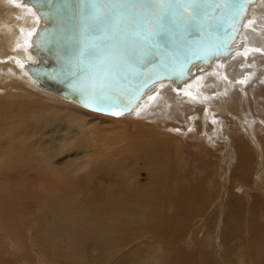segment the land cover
Wrapping results in <instances>:
<instances>
[{"label":"bare ground","instance_id":"1","mask_svg":"<svg viewBox=\"0 0 264 264\" xmlns=\"http://www.w3.org/2000/svg\"><path fill=\"white\" fill-rule=\"evenodd\" d=\"M38 26L37 14L25 5L24 0H0V78L3 75L12 82L43 92L52 103L36 104V107L21 104L27 117H3L0 111V264H167L170 252L165 248L169 245L165 244L169 243L167 232L174 221V212L180 210L181 214H186V206L192 202L182 196L167 199L166 178L161 176L170 172L166 170L169 151L163 148L173 145L172 140L188 139L185 137L189 132H196V127L201 130L205 127L202 134L197 129L198 137L212 138L220 132L218 126L227 124L224 118L233 116L240 118L239 132L259 143L261 139L264 141V100L261 99L264 91L259 86L262 83L258 81L259 74H255L257 60L264 56V0H256L249 6L235 48L228 57L223 61L214 60L207 68L192 66L188 79L179 87L168 81L158 82L132 111L123 115L85 109L46 89L28 74L26 66L37 61L30 47ZM261 64L259 62V67ZM167 97L178 103L176 108L169 109V105L164 104ZM59 101L70 106L59 108L56 105ZM215 113H221L220 119L216 118L217 123L207 121V117L211 118ZM186 115L190 121L186 120ZM149 118V123L135 121ZM198 120L201 126H197ZM107 121L149 124L150 130H146L150 134L144 130L143 134L137 135V142L140 139L142 142L136 145L124 127L104 128ZM260 130L263 132L258 135ZM176 147L183 149L182 143ZM72 150H82L84 155L67 161L64 158L63 165H55L56 159ZM137 150L151 155L147 172L153 179L141 187L137 168L133 166L140 153H136ZM257 152L260 158L261 153ZM245 154L244 150L238 152L241 162L238 165L247 163ZM10 179L13 182L9 185ZM104 179L109 181L106 185ZM189 182L191 186L193 183ZM26 183L35 191L30 192L28 198L32 211L24 215L22 196H28V189L21 184ZM15 185L18 191L12 189ZM239 186L237 188L242 190ZM167 202L170 209L167 218H163L162 209H166L163 205ZM19 212L24 220L15 230L12 219ZM29 224L36 225V230ZM149 237L163 240L147 243ZM141 240L144 243H140ZM262 243L250 244L252 255L242 246L233 255L231 263L264 264V254L262 260L257 259ZM142 245L151 247L146 250L141 248ZM7 248L12 252H6ZM125 248L130 253L119 255ZM6 254L10 256L6 257ZM185 256L182 264H215L200 254L192 260Z\"/></svg>","mask_w":264,"mask_h":264},{"label":"water","instance_id":"2","mask_svg":"<svg viewBox=\"0 0 264 264\" xmlns=\"http://www.w3.org/2000/svg\"><path fill=\"white\" fill-rule=\"evenodd\" d=\"M255 1L197 0L220 6L193 17L190 5L176 7L187 0H158L155 6L153 0H103L108 7L100 0H39V11L37 0H24L39 19L30 47L37 61L26 70L85 109L123 115L158 82L179 87L192 66L207 68L228 57ZM86 6L95 14L85 15ZM152 32L162 39H146ZM89 47L96 54L81 58Z\"/></svg>","mask_w":264,"mask_h":264},{"label":"rangeland","instance_id":"3","mask_svg":"<svg viewBox=\"0 0 264 264\" xmlns=\"http://www.w3.org/2000/svg\"><path fill=\"white\" fill-rule=\"evenodd\" d=\"M259 62L262 63L260 67H259ZM260 69H264V56L258 58L257 69L255 73L256 75L259 74L258 81H262V83H260L259 86L264 91V79H262V77H264V71H260ZM0 79L3 82H5V84L1 82L3 85L0 87V111L3 117L15 118L18 115H24V117H27L28 113L24 111L21 104L29 103L31 105H35L34 107L37 106L36 104H43V103H46L48 105L52 104L48 101L49 100L48 97L43 92L38 93L37 91L32 90L31 88L23 85L22 83L16 82L14 80L12 82L11 79L8 80L3 75H1ZM249 85L250 84H248L245 87V89ZM261 99L264 100V93L262 94ZM58 103L59 104L56 105L59 108H65V106H70L63 101H59ZM164 104H168L169 109L170 108L173 109L176 108L178 103H176L172 97L171 98L167 97L166 102ZM61 110L63 111L64 109ZM219 114L221 113H215L211 118L207 117V121L216 124L217 123L216 118L220 119ZM107 119H111V118H107ZM150 119L151 118L144 120H135V121L149 123ZM224 119H225L224 120L225 123L227 120V124L224 126H218L220 132H218L212 138L207 139L206 137L203 139L201 137H198L200 134L203 133L205 127L203 130L199 129V127H196L200 131L196 129V132H194L193 134L189 132L191 135L188 133L187 134L188 137L187 136L185 137L188 139L182 138V139H178V141L172 140L173 145L171 144V146H169L168 144L166 146L167 149L166 147L163 148L166 151H169L168 153L169 160L167 161L168 168L166 170L170 172L166 176L165 174L161 176L162 179L166 178L165 180L167 185L166 187L167 199L174 200L175 197L182 196V198H185L187 200L189 198L188 201L192 202L186 206L187 207L186 214L185 212L181 214L180 210H175L174 212L175 215V217L173 218L174 221L172 220L173 221L172 226L169 228L170 230H168L167 232L168 234L167 239L169 243L165 244V245H169L166 246L165 248L170 249L167 250L168 252H170L168 253L167 256V259L169 257V261L167 264L170 263L173 264L176 261H178L177 262L178 264H182V262L185 261L184 259V257L186 258L185 255H188L189 256L188 258L192 260L195 258L197 254L202 255L203 256L202 258L206 257L207 260L215 261V264H225V263L232 264L231 262L233 259V255L238 250H240L242 246H245L247 253L249 255H252V246L250 244H253L257 241L258 242L263 241L262 249L260 252L258 251L259 257H257L258 260L263 259L261 258V256H263L264 254V214H263L264 213V179H263L264 178L263 175L264 174L263 172L264 171V149H263L264 141L261 139V142L259 143L257 142V140H252L250 138H247L242 132H239V128H237L238 121L240 119L239 117L233 116L231 117V119L230 118H224ZM229 119L231 121H229ZM87 120H91V119L87 118ZM186 120L190 121L188 117L186 118ZM104 123L106 124L105 126H103L104 128L112 129L117 127H124L128 135L134 138L132 140V143L136 145L138 142L139 143L142 142L141 141L142 139L138 140L137 142V139H139L137 138V135L143 134L144 130L145 133L150 134L149 132L150 129L148 128L150 126L149 124L148 125L145 124L146 126L144 124H138L137 122L135 124L133 123L130 124L129 122L119 124V123H114L113 121H107ZM132 124L133 125L137 124L136 125L137 128L134 127L135 128L134 129L133 127H131L133 126ZM196 124L197 126L198 124H200L201 126V122L199 120ZM138 125H142V126L144 125L145 127L141 128V126L138 127ZM230 126L231 128H229ZM224 127L226 130L224 129ZM130 129H134V130L131 131ZM185 131H187V129ZM197 131L201 133L199 134ZM205 132L208 135L210 134V132L207 131ZM262 132L263 131L260 130V132H258V135H261ZM240 135H243L244 137ZM163 139L168 140L166 138ZM207 140H209L210 143ZM181 143L183 145V149L177 148L176 146L179 147V144ZM240 150L241 151L244 150L247 154L245 155L248 157V158L246 157L248 159L247 163H244L242 166L238 165L241 163L238 157L239 156L238 152H240ZM257 150L260 151L261 153L260 158ZM82 152H83L82 150H78V151L72 150L71 152H68V154L66 153L65 155H62L63 157L60 156L59 157L60 159L59 158L56 159L54 163L56 166L63 165V163L67 160H72L74 158H77L78 156L80 157L84 155V152L83 153ZM136 153L138 154L136 156V160L133 161V166L137 168L136 171L139 175L138 177L139 186L140 187L143 185L146 186L153 179V175L152 174L148 175L149 173L147 172L148 166L151 163V155H149L148 152L143 150L142 151L137 150ZM230 153L232 155H230ZM236 154H237V158H236ZM145 156L147 157V159H144L146 158ZM182 158H184L185 160ZM203 162H205L204 165ZM237 169H239V171ZM259 171H262V173H259ZM208 173L210 174L208 175L209 178L208 176H206ZM81 174L82 172H80V175ZM242 174L243 175L246 174V175L242 176ZM103 181L102 182L104 185H106L109 182L105 179ZM187 181L193 184L190 186V184H188ZM11 182H13L12 179H10L7 183L10 185ZM186 184H188L189 186H187ZM21 185H24L28 189V193H26L28 196L27 197L22 196V201L25 204V207L23 208L22 211L25 212L24 215H27L29 211H32L29 210V206H30V202L28 201L29 193L34 192L35 189L34 188L32 189V186L29 183L21 184ZM238 185H240L239 187L242 188L244 192L242 190H239V188H237ZM17 188L18 187L15 185L13 186L12 189L18 191ZM245 191L247 192L250 191V192L246 193ZM163 207L166 208V209H162L164 215L163 218L164 217L167 218L166 216L167 213L169 212L168 210L170 209L169 203L168 202L165 203ZM197 210H199L198 213H196ZM22 220H24V216L21 217V214L19 212L17 214V217L12 219L13 229L16 230V227L20 225ZM29 226L32 229L34 228V230H36V225L29 224ZM232 238L234 239L232 240ZM161 239L162 238L153 239L149 237L146 239L147 241L146 240L145 241L147 243L155 244L157 243L158 240H159L158 242H160ZM140 243H144V241L141 240ZM149 247H151V245ZM149 247H147V245L141 246L142 249L145 248L146 250H149L148 249ZM225 247H227L228 249L226 248L225 250ZM4 249L5 248H3L2 250ZM128 250H129L128 248L122 249L119 252V255L124 253L125 254L130 253ZM6 252L11 253L12 251H10V249L7 248ZM5 256L9 257L10 254H6ZM23 262L21 261L20 263ZM260 264H262V262Z\"/></svg>","mask_w":264,"mask_h":264},{"label":"snow or ice","instance_id":"4","mask_svg":"<svg viewBox=\"0 0 264 264\" xmlns=\"http://www.w3.org/2000/svg\"><path fill=\"white\" fill-rule=\"evenodd\" d=\"M158 0H153V5L155 6L157 4ZM100 3H101V6L103 7H108V5H105L103 3V0H100ZM191 6L192 9L194 10L193 13H192V16L193 17H197V16H200V15H208L207 12H204L203 9L205 7H208V8H212V7H219L220 5L219 4H216V5H213V4H201V3H198L197 0H187L186 3H181V4H177L176 7L177 8H181V7H187V6ZM34 7H37L38 11H39V0H37V3L33 5ZM159 7L161 9H163L164 5L162 3L159 4ZM84 14L85 15H89V14H95L94 13V8H88L87 6L85 7V9L83 10ZM41 16H43V13H40ZM157 38H161L162 39V33H159V32H152L149 34L148 37H146V39H149V40H154V39H157ZM96 54V50L94 47H89L87 51H82L81 52V58L83 57H86V56H92V55H95ZM114 114H117V113H114Z\"/></svg>","mask_w":264,"mask_h":264}]
</instances>
